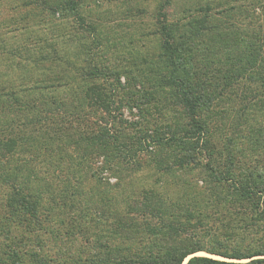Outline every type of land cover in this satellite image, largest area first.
<instances>
[{
    "label": "trees",
    "instance_id": "16d2710c",
    "mask_svg": "<svg viewBox=\"0 0 264 264\" xmlns=\"http://www.w3.org/2000/svg\"><path fill=\"white\" fill-rule=\"evenodd\" d=\"M42 5L52 17L65 10L77 13L76 4L71 0L53 6L43 1ZM206 9L210 10L208 6ZM160 16L163 18L157 21V34L161 40L162 65L157 72L158 88L169 90L167 95L175 108L172 112L176 118L169 124L157 125L153 129L154 134L146 136L150 141L145 139L136 150L122 127L108 128L111 117L115 119L113 112L125 104L123 98L117 100L120 89L124 90L125 83L120 79L125 73H106L105 69L99 70L90 64L87 71L83 66L76 68L69 59L64 61L62 56H58L52 46L51 52L45 51L43 57L32 60L35 68H49L58 61L65 70L74 69L79 75L66 77L62 73L63 76L58 75L59 78L53 81L47 79L44 83L24 84L19 79L18 86L12 82H0V264H184L185 260V264H264V239L242 248L216 237L209 241L210 248L204 246V232L231 227L236 209H248L252 214L251 222L264 226V173L245 176L232 169L233 141L226 143L223 155L228 167L210 175L215 189H221L218 193L212 191L214 207L221 215L226 214L227 225L218 219L209 221L211 224L204 223L200 214L197 216L179 204L167 203L152 190L142 189L137 195L129 194L133 198L123 209L103 206L91 213L81 210L75 217L66 219L71 215L69 210L75 206L71 197L73 193H60L59 201L55 196L45 206L40 195L26 187L31 179L23 177V166L30 160L20 162L18 158L36 152L45 156L54 146L96 151L102 156L112 157L117 161L116 166L131 163L132 158L150 144L158 150L174 149L176 158L173 161L179 168L191 164L196 155L203 156L210 163L215 158L222 160V157L214 156L216 150L210 142L207 121L222 90L230 85L240 90V80L243 79L244 86L239 94L243 109H256L255 105L264 109V58L260 56V52L264 54V45L261 42L232 50L234 57H231L232 52L225 54L228 67L211 60L205 61L203 68L191 71L187 64L193 65L197 38L198 44L205 42L201 36L210 29L209 15L205 13L196 20L190 14L182 22L170 25L165 14ZM75 21L79 29L84 28L80 18ZM261 37L255 35L253 38L261 40ZM3 51L12 52L1 47L0 53ZM210 64H214L213 71ZM210 72L214 76L208 75ZM109 74L114 75L116 84L110 85L109 90L104 86L86 84L87 79L95 81ZM56 81L63 88L62 95L51 96L48 93L55 91L52 89ZM220 84L222 89L218 92ZM255 85L262 86V90L256 89ZM92 106L100 111L101 117L93 119V112L85 109ZM55 113L61 114V119L53 124L50 117ZM255 146L264 149V145L254 143ZM154 163L158 171L171 172L172 167L164 166L162 161ZM210 165H206V169ZM139 168L137 165L136 170ZM103 208L109 210L103 211ZM239 219L245 223L243 228L252 227L245 222L246 218L244 221ZM46 233L57 235L55 243L67 245L64 252L51 255L44 251L47 245L42 235ZM85 234H88L86 239L83 238ZM200 252L228 261L197 256Z\"/></svg>",
    "mask_w": 264,
    "mask_h": 264
},
{
    "label": "rangeland",
    "instance_id": "374dc122",
    "mask_svg": "<svg viewBox=\"0 0 264 264\" xmlns=\"http://www.w3.org/2000/svg\"><path fill=\"white\" fill-rule=\"evenodd\" d=\"M43 1L53 6L68 0H0V48L12 51L0 53V82H12L18 86L19 79L24 84L35 81L44 83L47 79L53 81L59 78L58 75L63 76L62 73L66 77L79 75L74 69L68 72L58 61L49 68H35L32 60L43 57L45 51L51 52L52 46L58 56H62L64 61L69 59L76 68L83 66L87 71L90 64L99 70L105 69L106 73H125L120 79L125 83L124 90L120 89L117 95V100L123 98L125 104L113 112L115 119L111 117L108 128L115 130L122 127L134 142L135 150L139 148V143L148 139L147 135L154 134L153 129L157 125L169 124L176 118L172 112L175 108L167 95L169 90L158 88L157 72L162 65L161 40L157 34V21L163 18L160 15L165 14L168 25L182 22L190 14L196 20L205 13L209 15L210 20L207 18V21L210 29L207 32L203 30L205 35L201 36L205 42L198 44L197 38V48L192 55L193 65L187 64L191 71L203 68V63L211 60L224 68L228 67L225 54L256 42L264 45V0H165V4L164 0H71L76 4L77 13L65 10L55 13L53 17L43 10ZM207 6L210 8L208 11ZM200 8L203 10L198 11ZM161 12L163 14H159ZM76 18L81 19L84 28H78ZM255 35H261V40L253 38ZM202 48L206 50L202 51ZM234 56L232 52L231 57ZM260 56L264 58L261 52ZM210 66L213 71L214 64ZM208 75L214 76V73ZM218 77L222 78L221 75ZM87 81L88 85L104 86L107 90L110 85H116L111 74L106 78ZM219 82L223 84V81ZM243 82V79L240 80V90L244 86ZM54 83L52 90L55 91L48 94L62 95V86L56 84L57 81ZM221 84L217 88L218 92L222 89ZM258 85H255L256 89L261 91L262 86ZM226 88L222 90L220 98L214 101L211 107L213 111L207 119L210 142L216 150L214 156L222 157V160L215 158L210 163L203 156L196 155L191 164L179 168L173 161L176 158L174 149L158 150L150 144L136 158L133 157L131 163L116 166L117 161H113L112 157L102 156L96 151L81 150L75 146H54L45 156L35 151V154H23L18 158L20 162L30 160L26 165L23 164V177L31 179L26 187L38 193L45 206L55 196L59 201L60 193H73L71 197L75 206L69 210L71 215H67L66 219L75 217L81 210L91 213L103 206L123 209L133 198L129 194L137 195L142 189L152 190L161 195L165 202L179 204L186 210L194 211L197 216L200 214L204 223L211 224L209 221L218 219L224 220L227 225L226 214L221 215L214 207L212 191L218 193L221 189H215L210 175L218 174V170L222 172L228 167L223 155L226 143L231 141L234 142L231 150L232 169L236 173L245 176L264 173V149L253 147L254 143L264 145V109L256 105V109H243L240 90L233 85ZM85 109L93 112V119L101 117L96 107ZM60 117L61 114L55 113L50 117L51 122L55 124ZM158 160L164 166H171V172L166 174L158 171L154 163ZM207 163L212 164L209 169H206ZM137 165L139 170H136ZM106 210L109 209L103 208V211ZM251 216L248 209H236L231 227L216 231L213 228L204 234L201 231L204 246L210 248L209 241L216 237L242 248L264 239V226L251 222ZM239 218L243 221L246 218L245 222L252 227L243 228L245 223H241ZM87 237L88 234H85L83 238ZM56 238V234L42 235L47 245L44 251L48 254L55 255L67 248L64 243H55ZM197 256L225 260L206 252H200Z\"/></svg>",
    "mask_w": 264,
    "mask_h": 264
},
{
    "label": "water",
    "instance_id": "95a60500",
    "mask_svg": "<svg viewBox=\"0 0 264 264\" xmlns=\"http://www.w3.org/2000/svg\"><path fill=\"white\" fill-rule=\"evenodd\" d=\"M187 262V261H186ZM185 264V263H184Z\"/></svg>",
    "mask_w": 264,
    "mask_h": 264
}]
</instances>
